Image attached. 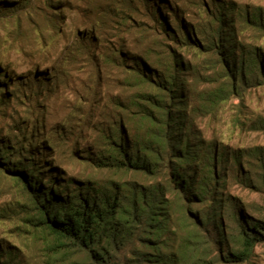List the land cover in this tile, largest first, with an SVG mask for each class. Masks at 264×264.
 Returning <instances> with one entry per match:
<instances>
[{
	"label": "trees",
	"instance_id": "1",
	"mask_svg": "<svg viewBox=\"0 0 264 264\" xmlns=\"http://www.w3.org/2000/svg\"><path fill=\"white\" fill-rule=\"evenodd\" d=\"M96 2V19L77 25L52 74L37 72L33 83L0 61V113L1 102L34 95L38 82L57 89L64 62L83 72L82 100L99 110L85 125L95 141L71 146V160L85 167L78 172L63 173L53 152L59 141L42 135L46 112L29 108L32 123L19 133L0 130V169L27 197L25 220L51 252L46 264L246 262L264 245V206L249 207L229 183L264 188V159L260 170L246 169L241 150L203 141L191 123L194 107L173 100L194 91L205 59L228 93L264 84V47L247 40L264 36V8L236 0ZM179 229L187 235L173 245ZM30 256L0 233V264H37Z\"/></svg>",
	"mask_w": 264,
	"mask_h": 264
},
{
	"label": "rangeland",
	"instance_id": "2",
	"mask_svg": "<svg viewBox=\"0 0 264 264\" xmlns=\"http://www.w3.org/2000/svg\"><path fill=\"white\" fill-rule=\"evenodd\" d=\"M12 1L17 2L15 9L5 7L0 10V61L22 76L31 77L33 83L37 72L52 74V66L59 65L61 55L75 36L77 25L84 29V25L94 22L97 16V0H63L58 7L51 6L48 0H0V4ZM236 1L241 5L264 8V0ZM60 10L63 14L57 16ZM63 18L66 25L59 23ZM247 37V40L264 47V36L248 33ZM190 57L191 62L199 63V57ZM63 64L66 72L57 89L48 93L44 88L48 83L38 82L34 95L28 92L20 99L10 100L12 104L8 107L6 102H1L7 109L0 113V130L5 134L19 133L23 126L32 123L26 114L29 108L46 112L49 122L45 121L46 128L41 133L46 139L52 135L55 141H59L53 152H57L65 174L67 170L78 172L85 169L84 165L71 160V146L95 141L92 130L85 125L88 121H98L99 110L82 100L85 99L80 84L85 77L83 72L76 70L72 63ZM199 64L196 77L194 75L196 88L184 97H175L174 106L187 99L190 108L194 107V117L191 118L194 131L203 141L241 150L246 169L260 170L258 165L264 159V84L245 86L228 93L227 80L219 73L218 67L206 59ZM112 85V82L105 85L103 91L112 90ZM43 120L44 116L40 117V121ZM229 185L231 192L249 207L264 206V188H250L241 180L231 181ZM26 203L27 197L21 186L0 169V233L23 245L32 261L46 264V254L51 252L42 243L35 242L32 226L25 220L32 214L31 209L24 207ZM186 235V230L179 229L172 244L182 242ZM240 264H264V245H257L250 259Z\"/></svg>",
	"mask_w": 264,
	"mask_h": 264
}]
</instances>
